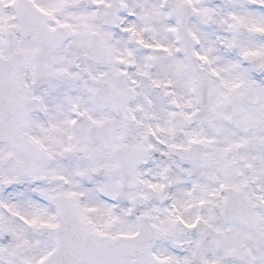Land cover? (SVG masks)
Segmentation results:
<instances>
[{
	"label": "snow or ice",
	"instance_id": "obj_1",
	"mask_svg": "<svg viewBox=\"0 0 264 264\" xmlns=\"http://www.w3.org/2000/svg\"><path fill=\"white\" fill-rule=\"evenodd\" d=\"M0 264H264V0H0Z\"/></svg>",
	"mask_w": 264,
	"mask_h": 264
}]
</instances>
